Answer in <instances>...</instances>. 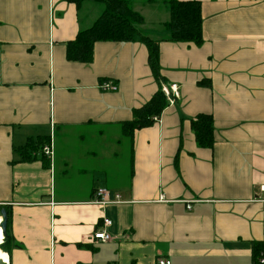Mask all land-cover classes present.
<instances>
[{
    "label": "crops",
    "instance_id": "obj_1",
    "mask_svg": "<svg viewBox=\"0 0 264 264\" xmlns=\"http://www.w3.org/2000/svg\"><path fill=\"white\" fill-rule=\"evenodd\" d=\"M127 1L143 16L140 34L160 41L159 85L138 41L96 42L89 64L67 60V43L93 26L102 3L0 0V250L8 264H257L264 0H198L200 45L167 41L171 0ZM161 83L178 85L179 99L125 135ZM201 114L213 120L211 149L190 127ZM41 141L53 157L43 145L21 161V149ZM97 188L120 203L92 204ZM103 218L113 240L99 243Z\"/></svg>",
    "mask_w": 264,
    "mask_h": 264
},
{
    "label": "trees",
    "instance_id": "obj_2",
    "mask_svg": "<svg viewBox=\"0 0 264 264\" xmlns=\"http://www.w3.org/2000/svg\"><path fill=\"white\" fill-rule=\"evenodd\" d=\"M77 8L85 1L100 2L104 10L93 26L80 31L76 38L66 45V58L71 62L89 64L93 59V46L96 42L129 43L138 41L144 44L148 51V64L159 85L160 67L158 47L160 41L152 40L140 34L139 27L143 18L133 11L127 0H65ZM169 20L163 24L167 32V41L175 43H192L200 45L202 38V19L200 14V1L186 2L169 1ZM166 99L160 91V86L152 99L139 109L133 111L134 119L124 125L125 135H131L135 130L147 128L152 125V118L159 116L166 107ZM191 130L199 147L211 149L213 147V120L210 115H198L190 121ZM48 143V142H46ZM28 143L20 151L21 161H29L31 153L46 144ZM3 244L6 236L4 233ZM1 246V247H2ZM260 249H255L254 261L258 264Z\"/></svg>",
    "mask_w": 264,
    "mask_h": 264
},
{
    "label": "built area",
    "instance_id": "obj_3",
    "mask_svg": "<svg viewBox=\"0 0 264 264\" xmlns=\"http://www.w3.org/2000/svg\"><path fill=\"white\" fill-rule=\"evenodd\" d=\"M99 88L105 92H115L118 89L117 86L111 82H103L101 83ZM160 91L165 97L168 106L174 105L175 102L180 97L179 87L176 84L161 83ZM152 120L154 122H159V117L158 116L153 117ZM41 152L44 156L52 158L53 157V144L50 142L48 145L43 146L41 149ZM259 192L263 194V198L259 200V203L262 206L260 219H261L262 224L264 225V186L259 187ZM119 203H120V196L117 193L110 192L109 190L104 189V188H97L95 190L92 204L99 205L101 207H108V206L116 205ZM187 209L189 210L190 206H187ZM2 221L3 220L1 217L0 227H1ZM102 224H103V228L95 231L92 235V239L99 243H106V242L113 240V237L111 236V234L106 230L110 228V226L112 225V221L109 219L103 218ZM263 240H264V234H263ZM258 263L264 264V253H260L259 258H258ZM6 264L8 263L6 262ZM157 264H171V262L168 259L160 258L157 260Z\"/></svg>",
    "mask_w": 264,
    "mask_h": 264
},
{
    "label": "water",
    "instance_id": "obj_4",
    "mask_svg": "<svg viewBox=\"0 0 264 264\" xmlns=\"http://www.w3.org/2000/svg\"><path fill=\"white\" fill-rule=\"evenodd\" d=\"M0 214L2 216V224H1V229L3 234L5 233L6 229H7V214L4 210L0 211ZM0 264H6L4 261L0 260Z\"/></svg>",
    "mask_w": 264,
    "mask_h": 264
},
{
    "label": "bare ground",
    "instance_id": "obj_5",
    "mask_svg": "<svg viewBox=\"0 0 264 264\" xmlns=\"http://www.w3.org/2000/svg\"><path fill=\"white\" fill-rule=\"evenodd\" d=\"M1 215V214H0ZM2 217V216H1ZM1 217H0V220H1ZM3 240V232H2V229L0 227V244H2ZM0 260L4 261L5 263L7 262V258H6V255L5 254H2L1 250H0Z\"/></svg>",
    "mask_w": 264,
    "mask_h": 264
},
{
    "label": "rangeland",
    "instance_id": "obj_6",
    "mask_svg": "<svg viewBox=\"0 0 264 264\" xmlns=\"http://www.w3.org/2000/svg\"><path fill=\"white\" fill-rule=\"evenodd\" d=\"M140 14V13H139ZM143 17V16H142ZM154 25V27H156L155 23H152Z\"/></svg>",
    "mask_w": 264,
    "mask_h": 264
}]
</instances>
